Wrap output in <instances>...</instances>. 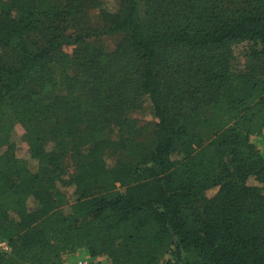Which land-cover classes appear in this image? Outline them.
Segmentation results:
<instances>
[{"label": "trees", "instance_id": "trees-1", "mask_svg": "<svg viewBox=\"0 0 264 264\" xmlns=\"http://www.w3.org/2000/svg\"><path fill=\"white\" fill-rule=\"evenodd\" d=\"M146 1L143 23L138 0L114 10L104 0H0V241L11 247L0 264H64L79 249L107 264H264V153L251 141L264 134V0H165L157 10ZM89 6L100 24L87 20ZM106 34L123 35L112 55L90 45ZM241 44L254 65L234 75ZM65 45L72 56L56 54ZM54 54L78 76L65 94L46 69ZM111 56L124 69L111 72ZM134 87L158 119L153 149L107 164L96 131ZM15 120L36 172L10 150ZM82 124L93 144L72 150ZM130 178L137 183L115 186ZM68 183L76 200L66 212L59 185Z\"/></svg>", "mask_w": 264, "mask_h": 264}, {"label": "rangeland", "instance_id": "rangeland-1", "mask_svg": "<svg viewBox=\"0 0 264 264\" xmlns=\"http://www.w3.org/2000/svg\"><path fill=\"white\" fill-rule=\"evenodd\" d=\"M156 2L150 7H154V10H157L161 5H167L163 2L165 0H155ZM171 1V0H169ZM174 3L178 1L181 2L182 0H172ZM139 2V18L140 21L146 23L149 21L147 17L148 13V1L146 0H138ZM237 4L241 3V0H235ZM117 5V0H104V7L109 10H114ZM147 6V7H146ZM233 6V4H232ZM231 6V7H232ZM87 20L91 23L98 25L102 22V18L100 16V11L98 8L91 7L87 9L86 12ZM123 35L120 34H106L97 39L91 40V46H95L100 48L103 53L112 55L115 53L117 47L123 44ZM75 49V45H65L63 46L59 53L56 54H66L68 56H72ZM244 45H236L233 47V57L230 62V66L234 72V75L239 74H246L251 72V68L254 65V62L246 56ZM168 50L162 52L161 56L165 55ZM54 54L52 56L51 61L47 63L46 69H50L53 72V77L57 81V88H59L60 93H66V86L65 80L67 77H78L75 75V71L73 68H65L61 62L58 61V56ZM114 59L113 64L110 67L111 72L113 70H117L119 68L124 67L123 61L117 62L115 59L118 57L111 56ZM124 69V68H123ZM127 70H130L129 78L132 77V82L135 79L136 69L133 65L130 64V67H126ZM36 81H31L30 86H34ZM133 92L131 93V97L129 96L131 102L127 98L124 99V105H127L124 108L123 112L118 115L116 111H110L106 115L110 117L112 123L104 126L100 130L96 131L97 139L102 136L106 137L104 144L102 146V150H104V157L107 164L112 163V165L122 164L123 161H130V162H137L141 160V154L147 151H152L154 143H155V131H156V124L158 119L156 118L153 107L149 100L145 99L143 96L140 95L134 96L133 93L135 92V87L132 89ZM80 97L88 98L87 90H80L79 93ZM120 100H112L107 102L106 104L111 105L114 102ZM85 105V104H84ZM98 115V113H96ZM118 115V116H117ZM117 116V117H116ZM116 117V118H115ZM81 130V135L79 139L72 142L71 149L74 150L76 146L78 148H82L83 150L89 149L93 144V138L87 135V128L88 125L82 124L79 126ZM27 130L24 125L20 121H14V128L11 132V145L10 150L14 153V155L20 159H23L28 167L31 169L32 172H36L38 170V164L35 160L32 159L30 155V142L27 138ZM81 141V142H80ZM251 141L258 147L259 149L264 147V138L257 141V139H252ZM108 146V147H107ZM8 146L0 147V152H5ZM75 158L73 152L69 151L64 159V165L68 170V179L75 173L76 166H75ZM149 168L151 172H153L151 166L147 163L144 164V168ZM150 172H146L139 176L143 181L148 179ZM128 184L135 185L137 182L133 181L131 178L126 180V182H116L115 186L118 188L127 187ZM249 183L253 184L254 180L249 181ZM60 191L66 195L67 202L61 205L62 209L66 212L70 210V207L75 203L76 200V187L74 184H67V185H59ZM216 190H211L208 192V196L214 195ZM175 250V247H172L169 254L166 255V258H172V253ZM103 258L100 264H107L108 258L107 257H98ZM193 258V257H192ZM190 257L185 258L183 263L190 264L194 259Z\"/></svg>", "mask_w": 264, "mask_h": 264}, {"label": "crops", "instance_id": "crops-1", "mask_svg": "<svg viewBox=\"0 0 264 264\" xmlns=\"http://www.w3.org/2000/svg\"><path fill=\"white\" fill-rule=\"evenodd\" d=\"M254 138L257 139V141H259L262 138H264V134H262L261 136H253L252 139ZM102 259L103 258H96L90 256L88 250L86 249H79L75 253L66 254L64 256V264H77L83 260H88L91 262V264H100V262H102L101 261Z\"/></svg>", "mask_w": 264, "mask_h": 264}, {"label": "built area", "instance_id": "built-area-1", "mask_svg": "<svg viewBox=\"0 0 264 264\" xmlns=\"http://www.w3.org/2000/svg\"><path fill=\"white\" fill-rule=\"evenodd\" d=\"M260 150L264 153V147L263 148H260ZM0 250L6 254H9L10 251H11V247L8 243L7 240L3 239L0 241ZM77 264H91L90 261L88 260H83V261H80L79 263Z\"/></svg>", "mask_w": 264, "mask_h": 264}]
</instances>
